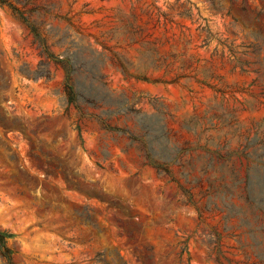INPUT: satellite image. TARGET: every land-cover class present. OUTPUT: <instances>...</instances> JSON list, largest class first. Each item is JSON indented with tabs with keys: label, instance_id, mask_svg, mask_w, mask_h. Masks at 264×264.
I'll return each instance as SVG.
<instances>
[{
	"label": "rangeland",
	"instance_id": "obj_1",
	"mask_svg": "<svg viewBox=\"0 0 264 264\" xmlns=\"http://www.w3.org/2000/svg\"><path fill=\"white\" fill-rule=\"evenodd\" d=\"M122 262L264 264V0H0V264Z\"/></svg>",
	"mask_w": 264,
	"mask_h": 264
},
{
	"label": "trees",
	"instance_id": "obj_2",
	"mask_svg": "<svg viewBox=\"0 0 264 264\" xmlns=\"http://www.w3.org/2000/svg\"><path fill=\"white\" fill-rule=\"evenodd\" d=\"M212 2H214L215 0H211ZM232 1V0H231ZM244 9V8H243ZM1 241L2 243H4V245L6 246V250L8 252V247H7V240H6V235L5 234H1ZM9 253V252H8ZM5 256V255H4ZM9 258V260L11 259L10 255L7 256ZM96 259L97 261H102V258H101V253H98L97 256H96ZM121 264H125V262H122Z\"/></svg>",
	"mask_w": 264,
	"mask_h": 264
}]
</instances>
